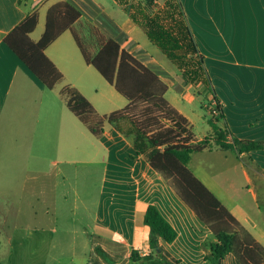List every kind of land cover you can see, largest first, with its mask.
Masks as SVG:
<instances>
[{"label": "crops", "instance_id": "0c3cea01", "mask_svg": "<svg viewBox=\"0 0 264 264\" xmlns=\"http://www.w3.org/2000/svg\"><path fill=\"white\" fill-rule=\"evenodd\" d=\"M61 1L72 3L82 12L79 22L104 24L110 30L105 33L114 34L123 48L143 62L154 54L152 59H158L161 65L151 68L159 72L169 90L171 88L162 74L165 73L163 58L153 53L150 40V43L145 40L142 30L115 1L129 19L114 6L110 13L99 0H22L21 4L20 0H0V209L10 208L17 219L26 192L30 191L32 198L28 204L34 219L43 216V221H69L67 202L73 198L79 203L77 218L81 221L80 228L67 232L79 235L74 239L73 264H144V258L151 255L167 264H208L206 257L210 250L203 244L210 238V230L151 167L146 156L136 151L135 137L120 133L110 123L106 124L101 138L95 137L62 98L64 85L70 84L102 115L110 112L97 107L101 99H117L114 86L103 77L114 88L110 89V95L100 96L95 85H88L91 94L82 88V77L92 76L94 67L86 63L73 33L64 32L45 51L64 75V83L53 90L48 89L5 43L6 36L34 12L39 15V24L31 38L43 24L40 40L48 10ZM181 2L185 3L187 20L205 56L209 75L210 55L207 53L210 52L207 51L217 49L213 42L215 46L218 40L235 44L241 30L244 27L248 30L243 23L239 28L235 16L250 19L252 37L258 44L263 43V48L257 46L256 51L263 63L254 67L253 72L226 75L230 88L222 91L216 87L215 78L211 75L210 78L222 105L219 125L228 127L240 140L264 142V0ZM221 5L236 10V15L221 10ZM79 22L74 25L76 31ZM215 61L230 67L220 69L222 73L242 67L238 62L230 64L217 57ZM103 89L107 87L104 85ZM178 97L183 101L188 98ZM124 99L126 103L119 109L127 106L128 101ZM177 110L191 124L188 115ZM211 134L212 128L205 136L194 135L202 140ZM83 166L89 169L88 178L96 180L91 207L83 203ZM189 168L264 247V149L248 153L220 148L197 152L192 155ZM41 201L45 205L40 216L37 203ZM150 206L157 207L178 233L173 243L161 240L160 253L151 248L150 229L145 224ZM0 217L4 218L5 225L6 215L0 212ZM1 236L2 230L0 239ZM41 239L45 241L44 236ZM133 252L140 257L137 262L132 260ZM46 258L49 260V252ZM220 264L239 263L233 255H228Z\"/></svg>", "mask_w": 264, "mask_h": 264}, {"label": "trees", "instance_id": "16d2710c", "mask_svg": "<svg viewBox=\"0 0 264 264\" xmlns=\"http://www.w3.org/2000/svg\"><path fill=\"white\" fill-rule=\"evenodd\" d=\"M20 0V4H21ZM181 72L187 85H203L213 94L219 114L222 105L216 95L205 56L200 51L189 26L181 0H114ZM82 12L68 1L53 5L47 13L42 38L35 42L31 34L39 24L37 12L29 14L5 38V43L44 83L55 89L64 83V75L45 51L64 32L71 31L87 64L92 65L116 91L127 99L126 107L109 114H100L93 104L74 86L65 84L61 96L89 131L97 138L106 124L127 136H134V147L144 154L151 167L161 174L182 201L210 230L203 246L210 250L208 264H220L233 255L239 264H264V247L242 226L236 217L190 170L194 153L220 148L248 153L264 149L263 141L240 140L228 127L210 121L212 134L197 140L189 120L166 98L168 84L161 74L122 47L112 33H98L96 46L89 47L74 25ZM150 229V246L160 248L161 240L173 243L178 233L159 209L150 206L145 215ZM133 262L140 260L132 254ZM144 264H167L153 255Z\"/></svg>", "mask_w": 264, "mask_h": 264}, {"label": "rangeland", "instance_id": "374dc122", "mask_svg": "<svg viewBox=\"0 0 264 264\" xmlns=\"http://www.w3.org/2000/svg\"><path fill=\"white\" fill-rule=\"evenodd\" d=\"M99 1L107 6L110 13H113L112 8L114 6L116 8L115 10H118L123 17L129 19L125 12H123V10L116 5L114 0ZM163 2L164 0H157L159 5H163ZM183 4L185 7L184 2ZM188 7L190 8L189 5ZM220 8L228 13L232 11L234 15L237 13L234 9H226L225 5H221ZM235 18V22L239 28L242 27L241 23H243L244 25H247L248 30H246L245 27L241 30V34L237 37L235 44H233L230 40L228 41L229 43H223L218 40L216 46L215 42H213V47H217V49L214 51L212 48L211 51H207L210 52L207 53L210 55L208 62L209 68L211 69L209 70L210 75L215 78L217 83L216 87L218 86L219 91L221 89L225 90V88H230V83L225 81L226 75H233L234 72H236V74L253 72L254 67L263 63L261 59L256 56L257 46L263 48V43L258 44L257 41H255V37H252L250 19H246L242 15H236ZM43 28L44 26L41 24L32 36L34 40H39ZM77 31L86 45L93 48L96 46L97 37L95 35L98 31H101V33H105L107 31L110 32L104 24H100L99 22L89 23L83 20L79 22ZM141 34L145 40L150 43L143 31ZM208 45H211V43H208ZM151 46L153 48V53L163 58L162 70L165 73L162 74L171 85V88L166 96L167 100L176 109L179 108L188 115L194 134L199 137L207 135L208 132L210 133L212 128L210 121H220L219 110L215 103L213 94L210 93L203 85L185 84L181 72L177 69V67L156 46H153L150 43V47ZM211 54H214L215 57ZM151 55L152 57L155 56L154 54ZM152 57L149 56L148 58H144V62L150 67H153L155 64L161 65L160 62L158 63V59L153 60ZM216 57L221 59L222 62L227 61L230 64L238 62L242 65V67L239 69L234 68V71H230L229 73H222L220 69L225 67L229 69L230 67L216 62ZM92 71V76L85 75L82 77V88L86 93L91 94L88 85L91 87L92 85H95L96 87L94 89L99 91L100 96L110 95V89L114 88H111V86L107 84V82L94 68ZM104 85L107 87L106 90L103 89ZM114 93L117 99L112 101L109 98L103 97L101 99L102 103H99L100 105H97V107L102 111L111 113V110L113 112L124 106L126 103L125 99L121 97L115 89ZM178 95H185L188 98L183 101L178 97ZM88 172L89 169L83 166L82 173L84 176L82 177L81 189L83 192L84 205L86 204V206L91 207L95 196L96 180L91 176L88 178ZM60 192H62V187ZM60 194L62 195V193ZM31 198V192L27 191L23 209L20 210V216L17 219L10 208H6L4 210L0 209V212L6 215L7 218L6 224L3 225L5 222L4 218L0 217V230H2V236L0 239V262L2 264H73L71 258L73 255V245L75 243L74 239L79 235L67 232L73 233L75 228L81 227V221H78L77 218L80 211L78 210L79 203H76L73 198L70 199V202H67V218H69V221H62L61 219L60 221H54L53 219L52 221H43V216L39 219H34L32 217L33 211L28 204L30 203ZM43 205H45L43 204V201L39 204L37 203L40 216L44 212L42 209ZM75 218H77V220ZM41 236H44V242L41 241ZM48 252L50 254L49 260L46 258V254Z\"/></svg>", "mask_w": 264, "mask_h": 264}, {"label": "water", "instance_id": "95a60500", "mask_svg": "<svg viewBox=\"0 0 264 264\" xmlns=\"http://www.w3.org/2000/svg\"><path fill=\"white\" fill-rule=\"evenodd\" d=\"M161 249L160 248H156V252L160 253Z\"/></svg>", "mask_w": 264, "mask_h": 264}]
</instances>
